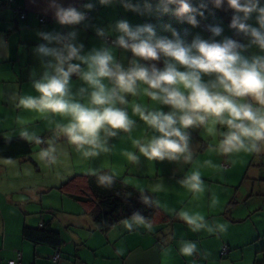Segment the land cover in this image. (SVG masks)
Segmentation results:
<instances>
[{"label":"clouds","instance_id":"9594fccd","mask_svg":"<svg viewBox=\"0 0 264 264\" xmlns=\"http://www.w3.org/2000/svg\"><path fill=\"white\" fill-rule=\"evenodd\" d=\"M223 2L213 0L215 7H220ZM100 3L108 4L110 0H100ZM170 5L176 6L175 16L192 26L197 25L196 16H202L201 9L206 7L201 3L199 8H195L188 0H158L156 10L168 13ZM227 5L237 13L232 17L230 27L251 37V44L264 50V6H259V0H227ZM50 7L54 9L55 19L60 25H75L85 20L83 13L73 7L64 8L55 0ZM85 7L91 9L92 5ZM124 7L141 11L140 5L130 2H125ZM143 7L145 11H152L149 3ZM252 13L257 14L258 28L246 23ZM115 30L120 35L113 41L114 45L145 61H156L163 56L166 58L163 69L159 70L155 65L146 67L136 60L130 61V66L125 69L116 62L108 47L82 54L83 45L74 43L76 32L67 35L38 33L45 43L35 51L51 60L44 65L43 74L32 83L37 95L14 98L17 106L23 109L42 116L52 114L67 118L66 123L55 124V138L49 139L46 142L48 146L38 153L42 161L57 162V154L61 150L56 141L61 136L85 159L110 152V138L121 132L131 133L136 127V121L122 106L129 103V96L140 95L171 110L164 113L144 104H132L133 115L159 134L150 139L132 141L139 155L132 151L122 153L132 163L138 164L140 156L149 161L183 159L186 163L191 162L193 152L186 130L193 127H202L210 136L220 135L222 138L216 148L211 149L210 146V150L224 155L264 150V56L245 58L240 54L245 46L228 38L219 43L196 38L191 45H186L175 30L172 31L173 39L157 38L150 24L132 27L126 20H121L115 25ZM209 30L213 36L222 32L219 26H210ZM97 35L105 37L107 34L103 29H97ZM51 44L59 47H49ZM73 74L83 83L75 92L70 84ZM17 122L24 124L21 117H17ZM217 125L224 126L226 131L218 133ZM20 137L37 145L45 143L43 138L27 128L20 131ZM63 155L67 156V153L63 152ZM204 166L215 167L210 160L204 161ZM89 175L97 176L98 184L104 187H110L114 182L112 174L98 175L91 169ZM179 183L194 193L205 190L199 170ZM156 187L159 189L162 185ZM141 201L149 207L159 206L158 201L145 193H141ZM178 215L193 231H227L225 224H209L199 213L182 210ZM120 223L130 231L137 226L149 231L153 227L152 221L140 212H134ZM179 251L184 256H192L197 245L181 241Z\"/></svg>","mask_w":264,"mask_h":264},{"label":"crops","instance_id":"0c3cea01","mask_svg":"<svg viewBox=\"0 0 264 264\" xmlns=\"http://www.w3.org/2000/svg\"><path fill=\"white\" fill-rule=\"evenodd\" d=\"M6 2L7 0H0V126L6 123L3 128H0V132L5 131L4 137L20 135L23 128L39 135L55 128L56 123L67 122V118L60 115L47 114L42 116L35 111L18 107L17 100L14 98L20 95H37L32 88V83L43 74L44 65L51 60L50 57L39 56L35 51L40 44L45 43L38 35L40 32H55L61 35L76 32L74 43L83 45L82 54H87L92 49L98 50L101 47H108L112 50L116 62L120 63L125 69L130 66V61L136 60L146 67L155 65L157 69L162 70L166 58L161 56L156 61H145L134 57L129 50L109 45L105 41V37L117 39L120 33L115 30V25L121 20H126L132 27L150 24L154 27L157 38L173 39L172 31L175 30L186 45H191L196 38L210 43L223 42L225 38L232 39L245 46L240 52L245 58L251 59L254 56H264V50L251 44V37L238 32V30H233L230 24L226 22L222 12L229 7L227 0L220 7H215L213 0H190V4L195 8H199L201 3L206 5L205 8L201 9L203 15L196 16L198 21L196 26H192L185 19L175 16L173 14L175 5L169 6L170 11L168 13L157 11L158 0H110L108 4H101L100 0H55L56 4L64 8L73 7L85 15V20L75 25H60L57 23L54 9L50 7L52 0H11L8 4ZM125 2L140 5L141 11L135 12L125 8ZM145 3L152 5V11L144 10ZM87 4H91L92 8H86L85 5ZM259 6H264V0H259ZM15 7L24 11L26 18L20 19L14 11ZM41 15L48 17L49 21L40 23L38 17ZM234 15H237V13L234 12ZM199 22H210L212 26H219L222 32L219 36H213L211 32L208 33L203 30ZM246 23L258 28L257 14L252 13ZM97 29H103L107 35L105 37L98 36ZM49 47H59V45L51 44ZM73 63L77 62L73 61ZM70 84L73 92L83 86L82 81L74 74L70 78ZM128 100L129 103L122 107H125L130 118L136 121V127L131 133L121 132L116 137L110 138L108 143L111 146L116 141H123L126 145L131 146L132 144L129 145L131 136L134 140H143L159 135L153 133L137 116L133 115V103L144 104L150 109L160 110L164 113L171 110L168 106L151 102L144 95L129 96ZM17 117H21L24 124L18 123ZM216 128L218 133L222 130L226 131V128L221 125H217ZM186 132L190 137L189 145L193 152L192 161L194 162V157L204 151L205 148L210 147L208 140L211 136L210 138L207 137V133L202 127L189 128ZM66 144L68 151H76L75 146L69 145L67 141ZM128 146H123L118 149V152L122 155L124 151H132ZM125 147H128V150ZM134 152L138 153L136 148ZM76 153L78 152L76 151ZM232 154L234 155V153ZM101 155L103 158L85 159L78 153L81 171L89 173V170L92 169L96 170L97 173L103 171L113 173L118 177H122L125 183L138 190L145 191L153 200L158 201L159 207L166 214H168L166 212L168 209H175L174 207L179 203L178 199L164 204L153 185H151V188H153L151 189L147 184L141 186L139 182L134 181L135 179L130 181L124 179L127 174H124L122 170L123 167L127 168L128 166L126 165L129 161L127 157L122 155L125 161L121 167V163L113 166L111 155L109 161L104 154ZM186 164L183 159L177 163L175 161H149L147 159L145 161L144 157H140L139 163L135 164L133 171H135V177L136 175H140L139 177L150 176L155 177L157 180L162 175H168L182 180L186 177V174H179L178 169ZM160 166L166 172L160 171ZM189 166L190 163H188L187 168ZM258 166L260 168L263 164ZM232 168L233 164H228L227 167L223 168L225 170L223 171L224 178L220 182H216L218 186L222 187L224 185V191L220 193L221 197L219 198L221 207L223 203L226 205L227 201L231 199H228V197H231L230 194L244 195L239 189L226 190L229 187L228 183H231L229 181ZM167 171H170V173ZM35 173L36 169L27 165L25 161H9V163L0 161V264H7L9 261H15V264H216L218 257L220 263L223 262V259L227 260V257L231 263L237 264L239 258H242L241 255H238L240 246L237 244L239 242L232 241L230 237H223L221 232L209 235L210 243L207 248L203 246V238L199 243H196L193 239L191 242L196 243L197 251L193 254V257L188 258L181 253L178 257L177 250L180 249L182 240L179 239L178 241L174 238V233L165 238L161 233L153 234L143 226L134 227L130 231L120 221L108 231L100 232L96 230L92 219L83 209L76 207L68 210V208L62 206L58 208L55 203L50 204L48 196L51 194L50 187L53 186L44 180L37 181L38 184H36L34 182ZM261 178H254V180ZM249 193H253V190ZM258 193L260 194V192ZM233 211L232 208L227 216L223 212L212 214L218 215L220 223L225 224L227 229L235 230L240 226V223L232 217ZM212 214L209 217H212ZM41 223H49L50 227L58 231L63 239V243L59 248L61 256L56 262L53 261L56 254L54 248L46 244H33L22 235L24 226L37 227ZM156 227L158 228V226ZM257 229L262 231L259 228ZM77 230L79 231L77 232ZM218 233L220 234L218 235ZM216 235L219 236V239H215ZM233 235L238 237L241 233L234 232ZM263 237L264 232H261V234L255 236L254 240L260 242V248L264 249ZM225 246L226 251L228 247V251L222 257L220 251ZM260 248L257 253L261 251ZM165 249H169L177 256L164 254ZM254 264H264V253L255 255Z\"/></svg>","mask_w":264,"mask_h":264},{"label":"rangeland","instance_id":"374dc122","mask_svg":"<svg viewBox=\"0 0 264 264\" xmlns=\"http://www.w3.org/2000/svg\"><path fill=\"white\" fill-rule=\"evenodd\" d=\"M5 124L6 123L2 124L0 128H3ZM3 134H6L5 131L2 132V136ZM206 136L210 138V135L207 134ZM221 138L222 137H219L218 135L211 136V138L208 140L211 149L216 148ZM133 140L134 139L131 136L129 145L132 144ZM56 143L58 149L61 151H58L57 162L55 164H50L46 161H42L38 157V153L40 152V150L42 148H46L47 146L40 147L37 144L34 145L30 158L34 162L33 164L37 165V169L39 168V170H36L35 180L33 177L32 179L34 181L44 180L45 182H49L54 187L51 190V194H49L48 196L50 198V204L55 203L58 208H61L62 206L64 208H68V210H70V208L76 207L82 209L79 204L63 196L56 188L75 174H83L87 171H81V169L79 168L80 159L77 156L78 153H76V151H68V149L66 148L67 144L64 140H61L59 138ZM114 143L115 144H113V146L109 144L112 152L110 151L108 153L101 154H104L105 158L108 161L111 155L113 159V166H115V164L121 163L122 167L125 160L121 157L122 155L120 154V152H118V149L128 145H126V143H124L123 141H116ZM128 147L132 150V152H134L135 147L133 146V144ZM128 147L125 148H127L128 150ZM205 149L204 151H201L196 157H194V162H188L190 163V166L188 168L187 163L186 165H182L181 169H178L180 172L179 174H186V176L190 175L193 171L199 170L201 179L204 182L205 190L203 192H191L179 183L180 179L168 175H162L157 180L155 179V177L150 176L139 177L140 175H136L135 177V171H133L135 163H130V161H127L126 165H128V167L126 168V171H124V174L127 175L124 177V179L126 181L135 179L134 181L139 182L141 186L147 184L149 188H151V185H153L159 194L158 196L162 198V202L164 204L174 199L179 200V203L174 207L175 209H168V211H166L171 215L172 221L170 222V224L165 225L162 229V235H164L165 238L170 237V234L172 233H174V238H176L178 241L179 239L182 241H192L194 239L196 243H199L200 240H202L201 238H203V246L207 248L210 243L209 235L211 233L207 230L193 231L189 225H187L182 219H180L178 213L182 210L188 211L191 214L199 213L205 217V220L208 219L207 222L209 224L220 223L218 219L220 217L215 214H218V212H223L226 205H224V203L222 207L221 205H219V198L221 197L220 193L224 191V185L222 187L218 186L216 182H220L221 180H223V171H225L223 168L227 167L228 164H233L232 175L229 181L231 183H228L229 187H227L226 190L234 191L235 189H239L244 194H230L229 196L231 197H228V199L233 198V200L235 201L232 217L238 220L240 226H238L235 230L227 229L226 232H221V234L223 235V237H230L232 241H237L240 243L237 244L240 246V248L238 249V255H241L242 258H239L237 264H254L255 255H259V253L260 255H262L264 253V249L260 248V242L254 240L255 236H258L259 234H261V232H264V151L262 150L259 153L239 152L234 153V155H224L219 151L210 150V147H208L206 150ZM63 152H66L67 156L63 155ZM137 155H139V153H137ZM99 158H103V156L100 155ZM144 160L146 161V158H144ZM206 160L212 161V164L215 165V167L204 166V161ZM0 161L9 163V161L18 160L0 159ZM20 161H25L27 165L34 167L30 160ZM164 161L171 162L168 160ZM175 162L179 163V161ZM260 164H263V166H260L259 168L258 165ZM223 165H225V167H223ZM124 168L125 167H123V169ZM161 170L162 172H166L164 171L165 169H162V167L160 166V171ZM167 172L170 173V171ZM258 177L262 178L254 180V178L256 179ZM157 185H162V187L157 189ZM252 190L253 193H249L250 191L252 192ZM258 192H260V194ZM214 212L215 214H212ZM210 214H212V217H209ZM257 228L261 229L262 231H258ZM78 231L79 230H77V232ZM234 232H240L241 235L237 237L236 235H233ZM219 234L220 233H218V235ZM218 235L215 236V239H219ZM262 241L264 243V237ZM259 248L261 251L257 253V250ZM169 251V249H165V252H163L164 254L168 253V255L174 254L172 251ZM179 254L180 251L178 249V257L180 256ZM212 255L214 254L212 253ZM185 257H193V255ZM226 259L227 260L223 259V262L220 263V259L218 257L216 264H233L227 257Z\"/></svg>","mask_w":264,"mask_h":264},{"label":"trees","instance_id":"16d2710c","mask_svg":"<svg viewBox=\"0 0 264 264\" xmlns=\"http://www.w3.org/2000/svg\"><path fill=\"white\" fill-rule=\"evenodd\" d=\"M188 1L190 2V0ZM224 1L226 2V0ZM222 15L226 22L231 24L232 17L234 16L233 9L228 7L222 12ZM202 24L208 25L209 27L212 26L210 22H199V25ZM105 41L109 45L116 46L112 43L115 41L114 39L105 37ZM130 53L132 54L131 51ZM38 136L45 140V143L40 144L39 146L46 147L48 146L46 142L49 139L55 138V128L39 134ZM60 139L65 142L67 141L62 136ZM34 145L35 143L25 141L20 137V135L4 138L0 132V159L30 160L33 164L34 162L31 160L30 155L33 151ZM33 165L36 170H39V168L37 169L36 164ZM122 171H126V168ZM97 174L114 175L108 171H103ZM34 182L38 184L37 181ZM53 188L54 187H50V190ZM56 189L63 196L79 204L83 211L92 219L96 230L100 232L108 231L113 225L119 223V221L130 218L134 212H140L141 215L152 221L153 227L151 232L153 234H163V227L170 224L172 221V217L166 214L159 206L157 207L153 205L152 207H149L142 203L141 193L147 194L145 191L138 190L137 188L125 183L122 177H118L116 175H114V182L110 187L99 185L97 182V176L89 175V173H83L75 174ZM234 205L235 201L231 198L227 202L223 210V214L226 216L229 215ZM156 226H158V228ZM22 235L26 240L33 244H46L51 246L56 250V254H58V257L60 258L61 253L59 248L63 243V239L58 231L50 227L49 223H41V225L37 227L24 226L22 228ZM227 251L226 246L222 247L220 251L222 257L227 253Z\"/></svg>","mask_w":264,"mask_h":264},{"label":"built area","instance_id":"2783aa9c","mask_svg":"<svg viewBox=\"0 0 264 264\" xmlns=\"http://www.w3.org/2000/svg\"><path fill=\"white\" fill-rule=\"evenodd\" d=\"M11 0H7V4H8V2H10ZM189 2V1H188ZM190 3V2H189ZM14 11L18 14V16H19V18L20 19H24V18H26V13L24 12V11H21L19 8H17V7H15L14 8ZM38 21L40 22V23H45V22H47V21H49V18L48 17H46V16H44V15H41V16H39L38 17ZM200 27L203 29V30H205L206 32H210V30H209V26L208 25H204V24H202V25H200ZM113 43V42H112ZM59 257H58V254H56V255H54V257H53V259H54V261H56L57 259H58ZM13 262L14 261H9L7 264H13ZM16 262H14V264H15Z\"/></svg>","mask_w":264,"mask_h":264}]
</instances>
